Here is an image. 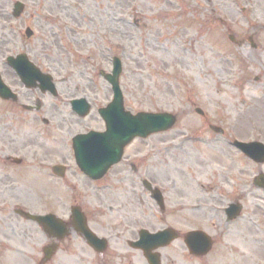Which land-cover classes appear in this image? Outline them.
<instances>
[{
  "label": "rangeland",
  "instance_id": "rangeland-1",
  "mask_svg": "<svg viewBox=\"0 0 264 264\" xmlns=\"http://www.w3.org/2000/svg\"><path fill=\"white\" fill-rule=\"evenodd\" d=\"M18 1L25 3L26 11L16 20L12 12ZM262 1L0 0V70L5 82L13 88H20L19 78L5 60L8 56L21 53H26L33 63L51 73L58 83L59 80L67 79L58 85L59 98L51 101V104L57 101L58 109L49 114L50 123H45L47 127L50 126V131L45 135L49 141L45 143L42 140L47 148L40 149V157L49 155L48 144L51 140L56 149L62 148V153L49 155L47 164L43 167L67 162L70 165L66 174L67 181L73 188L66 189L58 180L57 199L54 200L49 197L53 191L49 189L51 181L46 180L50 170L44 168L46 175H41V180L48 189H34L36 186L31 184L28 171L39 176L41 171L44 173L43 167L36 165L40 172L26 167L22 174V192L28 198L24 199L29 202L31 210L45 214L58 207L61 216L69 215L68 207L74 199L88 207L89 213L98 214V207L106 215L98 214L95 216L97 220L89 224L99 236L117 234L116 228L124 231L123 229H138L141 225L149 226L150 230L177 227L182 218L166 217L164 224L158 208L151 207L150 204L146 211L140 207L138 210L131 207L121 218L120 226L115 227L119 216L110 209L117 203L113 192L117 187L108 185L107 189L98 190V187H93V184L84 179L76 166L71 139L78 134L105 130L98 109L111 101L112 91L99 72L112 71V58L119 56L124 64L121 84L127 109L134 114L146 111L177 115L175 129L163 133L169 134L166 138L170 142H175L174 136L182 133L212 134V126H219L226 133L236 134L241 140L264 142V106L257 101V88L249 85L244 86V91L234 88L233 84L240 85L242 82L240 77H236L238 68L231 63L232 57H240L236 58V63L241 60L238 64L240 69L254 65L248 70L251 80L264 75L263 68L254 59V56L258 57L260 54L264 57V36L258 40L261 48L257 50L251 49L249 45L239 50L235 47L234 50L228 37V33L237 34L246 31L247 26L257 27L258 23H263L259 17L262 16ZM51 14L55 19L50 18ZM28 28L34 32L30 39L25 35ZM242 57L247 62H243ZM84 97L91 104L92 110L87 117L81 118L72 111L70 101ZM46 98L48 101L50 96ZM31 100L32 98L29 101ZM198 109L204 112L205 117L196 112ZM231 148L223 146V153L228 156L218 155L216 158H219L215 160L211 159L214 151L210 155L208 152L201 156L192 149L190 157L183 153H173V162H170L177 172L173 169L169 173L171 186L167 188V203H171L169 207L172 209V203L179 196L176 185L179 187L182 181L185 186L188 183L189 186L194 184L191 193L185 191L184 197L188 199L208 191V199L217 197L220 200V190L228 183V191L234 187L239 195L240 190L248 188L249 192L242 203L243 216L238 224L232 226L239 247L238 230L244 234L243 239L249 240L245 244L247 248L241 249L245 257H241L242 254H227V251L225 253L219 247L213 254L206 256L202 264H264V245L262 242L260 245L256 243L258 239H264V191L254 186V179L260 172H264V164L243 159L237 153L234 154ZM217 149L220 151L221 148ZM143 154L145 145L135 144L127 151L126 159L130 160L135 155H139L140 159ZM209 166L212 168L205 169ZM112 177L113 173L109 179ZM173 182L175 188L171 189ZM198 183H203L207 190H201ZM41 184L40 182L38 185ZM213 188H216L215 191ZM235 197L237 195L234 196V201ZM228 201L231 200L227 198L219 203L226 207ZM219 203L210 207L216 209L220 206ZM117 204L115 213L120 209L119 203ZM153 211L157 213V217L153 215L148 222L144 219L142 223H135L137 219L141 221L143 216L146 217ZM213 213V221L217 217L223 219L221 212ZM117 214L121 216L123 211ZM183 220L190 224L194 221L191 217ZM206 230L213 233L211 227ZM177 246H180V242L175 244ZM175 247L169 250L172 254L175 253ZM89 255L92 258L94 254L89 250ZM3 263L20 264L11 258V254L10 260L6 254L4 257L0 256V264Z\"/></svg>",
  "mask_w": 264,
  "mask_h": 264
},
{
  "label": "flooded vegetation",
  "instance_id": "flooded-vegetation-1",
  "mask_svg": "<svg viewBox=\"0 0 264 264\" xmlns=\"http://www.w3.org/2000/svg\"><path fill=\"white\" fill-rule=\"evenodd\" d=\"M261 12L262 18L264 19V6L261 8ZM233 35L235 36L234 40L236 47H240L238 50L244 49L242 47L245 45H249L251 49L257 50L261 48V43L258 40H261L264 36V24L259 23L257 27L247 26L246 31L237 34L233 33ZM236 58L239 59L240 57H232L231 63L238 68V75L246 79V72H248L250 67L253 68L254 65L250 64L240 69L238 64L241 60L236 63ZM242 58L243 62H247L244 57ZM254 59L257 61L255 63L264 69V57L254 56ZM257 79L260 80V78ZM13 92L16 96L14 100L0 99V233H3L0 234V248H2L0 256L4 257L6 254L7 258L10 260L11 254V258L19 261L20 264H202V261L206 257L201 258V256L197 254L199 252L196 251L199 249L195 252L190 251L186 244L187 235L197 230L203 231L211 237V242L213 244L212 254L219 247H221L224 252L227 251V254L231 255L240 252L238 248L233 245V240L229 242V236L233 232V230H231L233 222H227L222 207H220L219 210L218 206L216 210L210 206L219 203V201L226 200L227 198L233 201L235 195H237V197H235L236 202H244L247 195L245 190H240L241 195L233 189L229 192L221 190L219 194L220 200H218L217 197L213 198V200L211 198L208 199V191H203L202 194L196 198L188 199L184 197L187 188L185 184L182 183V185L179 184L178 187V199L172 203L173 208L170 209L169 205L171 203L169 201L167 203V196L169 194L167 188L171 186L169 173L173 169L177 172L176 168L173 167V163L170 162L172 161L171 157L174 156L173 153H183L184 155L187 154V157H190L191 153L187 152V150L191 151L193 149V152L202 156L206 154L207 151L204 150L207 148L216 150L215 148L217 147H223V144L217 145V141L212 135L205 133L175 136L182 139L177 144L167 140V135L153 136L163 137L162 139H153V137H151L152 139L135 141L132 147L135 146V144L145 145V154H143L140 159H138L139 155L131 157L130 160L126 159L125 156L123 162L112 170L114 172L113 177L109 179L111 175L109 174L98 184L97 182L94 183L84 178L88 183L93 184L94 187H108V185L117 187L115 188L116 191H113L117 197L116 202L120 205V209L117 213L121 214L123 211V214L120 216L115 213V209L111 207L110 211L116 214V216H119L116 218L117 223L115 227L120 226L121 218L127 214L126 211H129L131 207H133L134 210H138L140 207V209L146 211L148 204H150L151 207L159 208L153 194L148 189L150 184L153 188L158 187L162 192L163 200H165L166 205L164 211L160 210L161 221L165 224L164 221L166 217L182 218V220L179 221L177 227H166V229L174 228L178 232V239L166 248H159L152 251L150 254L151 261L147 258L145 251L142 250L143 248H139L144 247L148 249V247H150L148 240L142 238V232L143 230H148L154 233L160 230H150L149 226H147V228L144 227L145 225L138 226V229H123L124 231H120L121 229L116 228L117 234H100V237L108 239L107 248H92L87 244L82 235L81 224L78 219L73 216L72 211L79 207L85 214L88 224L97 220L95 216L98 214L100 216L106 214L103 213V209L98 207L96 208L98 214L89 213L88 207L81 205L76 199H74L71 202L72 204L68 207L70 210L69 215L66 214L61 216L58 207L54 210V213L52 212L53 210H51L53 214L59 216L63 220L66 226L65 232L59 230L57 224L48 226V222L42 224L35 221L33 222L16 214L15 210L14 214L12 211L10 212V209L6 206L11 201H23V194L21 191L23 188L22 174L26 171L27 164L33 169H38L40 172L39 168L47 164L46 160L49 155L62 153V148L56 149V147L53 146L54 141L51 140L48 144V148L50 149L48 151L50 152L49 155L40 157V152L42 151H40V149L43 147L47 148L44 142L47 143V141H49L44 135L50 131V126L41 128L40 122L43 121L42 118L45 115L49 117L50 113L57 111L58 105L56 102L48 105L42 104L41 107V97L46 98L50 95L43 93L41 90L27 89L22 83L20 88H13ZM52 97H50L51 101L54 100ZM31 98L32 100L29 101ZM260 103L264 106L263 94ZM66 122L68 123L67 120ZM55 131L57 130L55 129ZM189 137L196 138L198 141H195V139H188ZM220 156H227V154L220 151ZM155 158L156 160L154 161ZM158 161L160 163H154ZM53 164L49 165L48 168L46 167L52 173H48L49 178H46V180L51 181L52 186L49 189L53 191L50 192V197L56 200L57 187L59 185L58 180L64 184L66 189H71L73 186L67 181L66 174L69 171L68 168L63 172V177L59 178L53 173ZM61 164L65 166L68 165L67 162H61ZM44 168L45 167L42 169L44 170ZM210 168H212V166L206 167L205 169ZM213 174H215V172ZM41 175H46L45 170L43 174L42 171L40 172V176L35 181L30 180L31 184L36 186L34 189H40V187L48 189L47 185L41 180ZM40 182L42 184L38 185ZM198 184L202 187L201 190H207L203 183ZM172 185L171 189H174L175 182H173ZM187 186L191 188L192 184L189 186L188 183ZM215 189L216 188H213L212 190L215 191ZM124 200H127V202H123ZM120 202L123 203L121 204ZM194 202L195 204L186 206L187 203ZM219 204L220 206L224 205L221 203ZM213 211H215L216 214L217 211L221 212L223 219L221 220L217 217V220L213 221L215 217H213ZM153 215L157 217V213L153 211L146 217L143 216L141 221L137 219L135 223H142L144 219L148 222L152 220ZM187 217L193 218L194 221L190 224L187 220H183ZM43 225L48 228V230ZM207 227L213 229L212 234L207 232ZM162 230H165V228ZM94 232L99 236L98 232L95 230ZM177 242H180V246L175 247ZM134 244L138 247L135 248ZM74 246H76V249H74ZM174 247L175 253L172 254L169 250H172ZM89 250L94 254L92 258L89 255Z\"/></svg>",
  "mask_w": 264,
  "mask_h": 264
},
{
  "label": "water",
  "instance_id": "water-1",
  "mask_svg": "<svg viewBox=\"0 0 264 264\" xmlns=\"http://www.w3.org/2000/svg\"><path fill=\"white\" fill-rule=\"evenodd\" d=\"M22 12L23 5L20 3L16 4L15 15L18 17ZM31 34L32 33L28 31V36H31ZM21 57L27 56L20 55L18 60L13 61V65H16L21 71L18 70L20 75L26 80L28 86L32 87L35 84L29 83L28 78L29 76L34 78V76L26 70H30V72L33 70L27 61ZM19 65L23 68H20ZM114 65V74L112 76H106L113 86L115 93L114 102L110 104L108 108L100 111L102 117L106 121L107 132L105 134L92 133L80 136L75 143V151L79 166L93 177L103 176L114 163L119 162L122 158L125 146L135 137L146 136L160 130H167L171 128L176 121V117L168 114L139 113L133 116L130 112H127L124 107L123 95L119 85V77L122 72L120 60L115 59ZM49 79L51 80V78ZM247 147L246 145H242L244 150H246ZM250 152L253 153L252 150ZM251 153L249 154L255 160L264 162V150L262 151V155ZM261 178L263 179V177ZM76 216L79 218L78 220H81L79 214H76ZM87 236L90 235L87 233ZM164 238L165 237L160 238L158 241L160 242L164 240ZM90 240H92V238ZM208 246V244L205 245L206 248Z\"/></svg>",
  "mask_w": 264,
  "mask_h": 264
}]
</instances>
